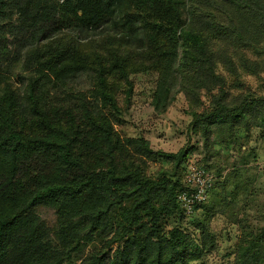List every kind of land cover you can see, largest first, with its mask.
Returning a JSON list of instances; mask_svg holds the SVG:
<instances>
[{
	"label": "trees",
	"instance_id": "1",
	"mask_svg": "<svg viewBox=\"0 0 264 264\" xmlns=\"http://www.w3.org/2000/svg\"><path fill=\"white\" fill-rule=\"evenodd\" d=\"M261 42L264 0H0V264L200 260L212 246V211L194 222L196 241L181 222L204 202L187 218L177 199L194 157L121 137L117 96L129 104L130 75L156 71L151 105L160 115L177 92L195 99L198 89H217L208 111L191 112L206 147L237 127L264 136V97L236 79L239 68L264 72V63L239 50ZM218 67L239 95H229ZM84 74L89 88L75 90ZM155 157L172 166L151 177L147 161ZM242 181L234 193H247ZM109 193L116 198L106 199ZM38 208L54 211L50 229ZM168 218L178 222L168 226ZM235 264H264V226L242 233Z\"/></svg>",
	"mask_w": 264,
	"mask_h": 264
},
{
	"label": "rangeland",
	"instance_id": "2",
	"mask_svg": "<svg viewBox=\"0 0 264 264\" xmlns=\"http://www.w3.org/2000/svg\"><path fill=\"white\" fill-rule=\"evenodd\" d=\"M182 13V19H186L187 14L185 11ZM82 43L89 48V43L84 41ZM239 50L249 60L264 63L263 42L255 47H244ZM142 59L151 63L156 56L148 59L147 54H143ZM218 73L226 78L225 87L229 90L230 96H237L242 92L234 88V78L221 67H218ZM238 73L236 79L241 85L243 84L244 90H250L257 96L264 97V72L254 76L239 68ZM88 75L80 76L77 82L73 83V88L83 91L88 89L91 83ZM129 80L133 84L132 97L129 104H124L123 94H118L120 113L115 117V129L123 138H144L149 142L151 150L156 153L177 154L181 150H188L194 157L193 161L199 160L210 167L215 178L214 191L193 217L182 219L181 226L198 241L199 232L194 222L204 219L205 215L208 216L212 211L208 223L210 233L213 235L212 246L193 264H235L238 246L242 242V233L258 232L264 226L263 134L257 130L244 133L242 128L237 127L223 135L224 143H220L216 137H211L208 143L210 146L206 147L200 133L193 131L195 124L191 112L195 111L199 116L208 111L210 92H216V88L211 91L198 89L195 99L191 95L177 92L165 113L160 115L151 105L152 95L158 83L157 72L148 70L134 73L130 75ZM12 81L16 85V79ZM191 100H194V105L191 104L190 107ZM196 129L199 131L201 128L197 125ZM171 166V162L155 157L147 161L146 172L151 177H158L160 170H169ZM242 176L246 180L244 188L247 193L244 195L242 191L234 193L235 186H233V183L240 181V189L242 188ZM224 184L225 186H222ZM222 192L225 194L220 198ZM105 198L115 199L116 195L109 193ZM36 214L49 229L54 225L53 210L38 208ZM175 222H178V218H168L167 225L173 226Z\"/></svg>",
	"mask_w": 264,
	"mask_h": 264
},
{
	"label": "built area",
	"instance_id": "3",
	"mask_svg": "<svg viewBox=\"0 0 264 264\" xmlns=\"http://www.w3.org/2000/svg\"><path fill=\"white\" fill-rule=\"evenodd\" d=\"M214 181L211 172H207L193 161L186 163L183 171L185 190L178 194L177 199L187 218L193 215L195 207L206 200Z\"/></svg>",
	"mask_w": 264,
	"mask_h": 264
}]
</instances>
